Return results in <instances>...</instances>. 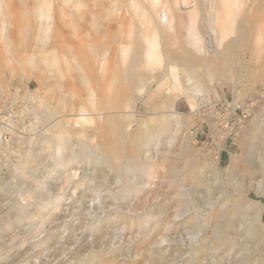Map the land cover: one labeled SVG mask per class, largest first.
<instances>
[{"label": "rangeland", "instance_id": "rangeland-1", "mask_svg": "<svg viewBox=\"0 0 264 264\" xmlns=\"http://www.w3.org/2000/svg\"><path fill=\"white\" fill-rule=\"evenodd\" d=\"M73 1L0 0L1 54L9 39L21 43L20 47L27 45L18 53L16 68L6 62L0 67V264H216L206 247V222L200 226L185 218L180 225V219H175L180 199L176 188L184 177L186 190L192 189L202 204L199 208H204L206 194L194 179L201 174L212 183L214 197L219 195L215 182L218 169L226 182L234 176L236 181L252 182L248 199L254 200L258 209L247 210L246 215L251 218L249 224L258 216L264 223V193L257 188L264 177L251 167L259 157L250 148L258 128L254 120L258 116L264 120V55L258 58L252 48L239 43L231 50V80H205L195 69L181 68L170 60L165 47L176 51L185 44L198 55L206 53L222 62L221 57L227 54L223 46L235 34L217 40L209 23L214 12L207 7V0H135L133 5L130 0ZM252 1L256 0H246L237 10L255 15L253 40L264 42V6L253 7ZM189 32L198 47L190 44ZM138 45L145 72L154 77L140 85L139 92L146 99L127 110L129 130L140 137L147 123L159 118L166 131L156 137L162 153L155 155L157 143L152 146L153 177L146 178L137 170L134 176L141 188L131 186L126 200H117L112 195L123 183V176L120 179L98 166L54 164L41 144V134L49 123L41 112L54 111L63 119L79 122L73 126L90 127L78 112H71V106H61L62 101L76 102L62 94L63 72L76 67V49L85 50L102 73L110 62L114 69L123 68ZM48 56L59 57L54 67L49 68ZM172 69L179 80L173 78ZM54 82L62 83L57 96L52 94ZM166 97L175 99L173 108L165 107ZM201 98L209 103L234 104V109L246 110L247 117L241 109L235 112L220 107L212 112L208 106L199 115ZM191 100L195 108L189 105ZM148 101L157 102L158 110L148 109ZM209 121L219 123L218 130L226 133L224 142L216 135L211 137ZM222 122L223 126L227 122L228 128H223ZM259 152L264 154V148ZM35 153L39 160L31 159ZM139 161L146 166L144 156ZM189 168L194 169L193 177ZM169 178L177 185L171 187ZM146 211L152 213L148 218ZM165 238L169 241L160 244ZM171 241L176 245H168ZM259 241L258 264H264V236ZM197 245H201L200 254L194 259ZM168 246L173 249L167 250ZM156 251H163L161 258H153Z\"/></svg>", "mask_w": 264, "mask_h": 264}, {"label": "bare ground", "instance_id": "bare-ground-1", "mask_svg": "<svg viewBox=\"0 0 264 264\" xmlns=\"http://www.w3.org/2000/svg\"><path fill=\"white\" fill-rule=\"evenodd\" d=\"M67 1L74 2L73 0ZM130 1L132 5L135 4V0ZM233 1L236 2L237 0H207L206 2L207 7L212 9V13L214 12V16H211L212 18L209 23L211 28H213L214 36L217 40L222 39L227 34H235V38L231 39L223 46V50L227 54L221 57L222 62H219L217 57L207 56L206 53L204 55H198L185 44L179 45L176 51L172 48L165 47L167 57L178 63L181 68L189 67L192 70L195 69L197 74L205 80L208 79L207 77H210V80L216 77L221 81H229L231 80L229 76V66L232 65L233 61L231 50L239 46V43L252 48L253 53L258 58H260L261 54L264 55V42H256L253 40V27H255L254 25L257 23L254 21L255 15L247 14L246 10L243 12L237 10L240 6L246 4V0H241L239 4L235 3L230 5V2ZM253 3H255L253 7L258 5L264 6V0H256ZM19 6L20 3L14 8L18 9ZM15 14H20V12ZM179 18H181V16H179ZM193 35L194 34L189 32L190 44L198 47L194 42L195 39ZM20 44L21 43H18L14 39H9L7 41L8 47L4 48V55L0 52V67L6 62L10 67H13V69L16 68L14 62L20 63V56L18 53L22 48L27 46L24 45L20 47ZM58 46H61V44ZM63 52L65 51H62V54ZM130 54L123 68L114 69L110 62L105 71L100 73L94 59L91 58L85 50L78 48L76 49L75 57L76 67H74V69H65L66 71L63 72L66 80L64 89H62V94H69L72 100L76 98V102L71 103V100L67 102L62 101V103H64H61L62 109H67L66 106H71V112H78V116H81L83 123L90 124V127H83V125L82 127L73 126L72 123L79 122H75L73 119L72 121L70 119H63L61 116L56 115L54 111L53 113L45 110L41 112V117L49 122L46 131L41 134V144L45 145L48 149L49 157L53 160L54 164L56 166H68L71 164L91 165L93 167L98 166L101 169L106 168L113 171L120 179L123 176V183L116 187L117 190L112 195V197L114 196L113 198L117 200H120L118 198L126 200L125 197H128L127 195L131 190V186H134L136 189L141 188L138 182L139 178L134 176L138 173L137 170H142L141 172L144 173L143 176L146 178L151 179L153 177L152 165L155 161H153L151 153L152 146L157 143L156 137L166 131V126H160L161 120L159 118H157L158 121L150 120L147 123V127L140 132V137H134L129 130L131 126V116L126 114L128 113L127 110L138 101L146 99V95L141 96L139 92L140 85L146 78L149 79L152 76L154 77V75L145 72V68L142 65L143 56L139 51V45L136 46ZM58 58L59 57L51 58L49 56L46 58L49 68L55 66ZM96 62L98 63V61ZM174 71L175 70L172 69L173 78L179 80L180 76L175 75L176 73H174ZM187 78L188 80H192L191 76ZM40 82H43V80L41 79ZM59 86H62V83H53V87L51 88L52 91L55 92L52 93L54 96H57L56 93ZM158 95L159 93L157 96ZM148 96L147 94V97ZM174 101V98L171 99L166 97L163 103L166 105L165 107L171 109L173 108ZM69 103L71 104L68 105ZM200 103L201 107L211 104L204 100V98L200 99ZM146 105L148 109L152 111L158 110L157 102L148 101ZM189 105H191L192 108L196 107V103L192 100ZM43 108H45V106ZM48 108L47 110H50ZM239 108L234 109L233 106V111L236 112ZM200 112L201 109L198 114H200ZM254 121L258 123V128L256 132L253 133V138L256 142H252L250 148L253 151L252 154H255L259 158L251 162V167L257 172L258 176L264 177V154L259 152V148H264V120L258 116ZM93 141L95 144L92 143ZM162 147V144H156L153 150L156 152L155 155H160L162 153ZM37 154H31V159L36 160L39 155ZM143 156L146 165L144 167L141 166L142 163L139 161V157L142 158ZM40 158H38V160ZM88 159H91L90 162H88ZM189 170H191L190 176H192L194 169L189 168ZM83 171V178L87 180L89 177H87L86 171ZM216 174L215 182L217 191L219 192L218 197H214L212 194V183H209L202 174L199 178H194L196 179L195 185L197 188H200V190H203L206 194L204 208H199L202 204L197 201L198 198L196 195L191 193L193 190H186L184 185L186 183L185 178L182 177L180 179L181 182L176 188L180 192V199L175 219H180V225H183V221L181 220H185V218L194 220L196 223L200 224V226H203L202 224L204 221L206 222L204 228L208 230L209 236L206 247L210 252L211 262H216V264H258L261 260L257 257V248L259 247V243H261L259 240L264 236V223L258 216V219H256L254 223L249 224V219L251 220V218H248L246 215L247 210L255 211L258 209L256 202L252 199H248L249 187H252L253 184L252 182L249 184L244 180L236 181L234 180L236 178L235 176L231 182H226L219 169ZM167 180L172 179L169 178ZM172 181L171 187H173L174 184L177 185L178 182H176V180ZM87 187L91 188L90 185H87ZM257 188L263 189L262 192L264 193V182L259 181L257 183ZM151 214L150 211H146V218L150 217ZM163 214L164 211L160 210L159 215ZM165 241L169 240L165 238L160 241V244ZM171 242L172 243L168 245H176L173 241ZM253 245L255 247H253ZM184 247L182 245L181 250H183ZM172 249V246L167 247V250ZM200 249L201 245L197 247V251L193 254L194 259L199 256ZM162 252H154L152 255L153 258L154 256L157 258L160 257ZM86 264H91V262L88 261Z\"/></svg>", "mask_w": 264, "mask_h": 264}, {"label": "built area", "instance_id": "built-area-1", "mask_svg": "<svg viewBox=\"0 0 264 264\" xmlns=\"http://www.w3.org/2000/svg\"><path fill=\"white\" fill-rule=\"evenodd\" d=\"M207 106L212 110V112H216L218 109H220V107H228V108H230V109L233 110V105L232 104H228V103L217 102V103L208 104L205 107H207ZM205 107H201L200 108L201 109V112H202V110ZM241 110L243 112V117L246 118L247 117V114H248L247 111L244 110V109H241ZM201 112H200V114H201ZM218 124H219L218 122L209 121V125L211 127L210 134H211V137H212V135H216L217 136V140L219 142H224V140L226 138V133H223V132H221V131L218 130V128H217ZM221 124H222V126L224 125L223 122ZM225 127L228 128V123L227 122H225V126H223V128H225ZM196 130H198V128H196Z\"/></svg>", "mask_w": 264, "mask_h": 264}]
</instances>
